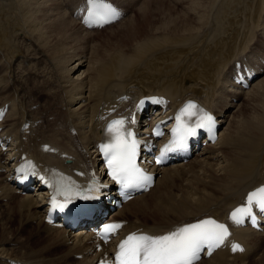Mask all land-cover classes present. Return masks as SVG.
Instances as JSON below:
<instances>
[{
  "label": "bare ground",
  "instance_id": "obj_1",
  "mask_svg": "<svg viewBox=\"0 0 264 264\" xmlns=\"http://www.w3.org/2000/svg\"><path fill=\"white\" fill-rule=\"evenodd\" d=\"M81 1L0 0V106L10 104L2 125L4 133L13 139V155L27 153L44 165L56 163L66 169H79L80 163L88 162L94 154L92 149L100 141L101 107H109L124 94L135 99L164 94L175 108L185 99H198L216 112L222 123L228 122L225 129L221 126L224 130L216 145L199 153L198 170L194 167L186 170L184 163L157 169V174L162 175L155 187L129 202L117 215L128 221L124 234L141 228L163 234L177 224L207 216L226 219L229 211L242 203L248 191L264 184V79L259 77L252 91H247L249 94L238 91L232 82L238 61L259 70L264 68V35L259 28L264 19V0H189L193 5L194 1L199 3L192 5L184 17L177 18L174 14L186 0H155L152 9L145 0L139 5L141 9L146 4L140 10L142 21L135 25L138 26L135 30L139 29L138 35L131 39L127 33L129 42L124 47L119 44L103 48L109 54L102 55L100 50L95 52L91 47L94 52L91 50L88 65L84 40L107 27L88 30L81 26L72 15ZM113 1L125 7L121 2ZM241 2L246 3L244 7L238 6ZM251 6L257 9L255 14L242 15L240 21L236 20L238 14L235 11L242 12L237 8ZM194 12L199 16L193 20ZM234 21L241 23L242 33L239 34L240 29H233L237 25ZM225 23L231 30H226ZM256 37L262 50L253 45L244 48L250 41L254 43ZM73 43L78 52H70L73 48L67 45ZM202 65L212 68L211 80L206 78ZM23 68L27 72L46 71L51 78L40 83L51 84L55 96L34 95L44 115L37 111L39 105L36 109L29 106L27 88L20 86L12 91L13 78ZM26 80L27 83L31 81L30 77ZM243 96L248 97L249 106L250 101L258 103L257 106L249 107L244 102L234 116L226 114L229 102ZM57 112L49 122V116ZM229 117L230 122L227 121ZM38 121L41 122L36 124ZM26 122L31 123L30 133L23 135L20 128ZM73 130L77 131L76 135ZM46 144L59 149L61 154L72 155L74 163L66 165L67 159L44 153L41 149ZM10 158L0 150V170L8 167L6 162ZM9 182L8 176L4 184L0 182V201L14 199L16 193ZM180 188L182 190H178ZM111 202L107 200L102 206L108 207ZM44 204L42 198L27 195L15 204L12 216L0 215V264H9L8 260L13 259L22 264H64L76 260L78 254L83 255L78 264H86L101 255L93 246L92 233L87 228L69 232L45 224ZM101 211L92 217L100 218ZM14 222L24 227L45 228L55 235L54 240L57 236L62 237L63 244L70 245L68 260L50 258L54 257L53 246L39 250H31L30 244L21 245L19 249L7 248L13 239L10 226ZM234 235L245 245L244 253L231 255L229 251H218L199 264H264V251L260 247L264 243V231L241 229ZM89 254H94L95 259L90 261Z\"/></svg>",
  "mask_w": 264,
  "mask_h": 264
},
{
  "label": "snow or ice",
  "instance_id": "obj_2",
  "mask_svg": "<svg viewBox=\"0 0 264 264\" xmlns=\"http://www.w3.org/2000/svg\"><path fill=\"white\" fill-rule=\"evenodd\" d=\"M94 7L96 0H89ZM116 15V10L110 5H99ZM197 105L189 102L176 117L178 122L174 129L176 139L165 151L172 147L183 148L188 137L195 136L197 129L207 128L211 131L214 125L213 117L204 112L190 125L185 122L184 117L197 115ZM125 120L118 119L111 122L107 131L114 133V142L101 145V151L107 157V164L112 169V176L118 182L128 187L133 180L143 181L148 184L151 178L136 166L137 141L133 134L125 130ZM157 135L161 133L157 132ZM61 194H65L63 191ZM55 201V198H53ZM249 207H240L232 212L231 218L241 222V217L251 214L253 202L264 209V187L250 193L247 197ZM120 225H108L104 227L101 235L107 238L109 233L114 232ZM229 235L224 224L217 223L214 219H205L198 223L188 224L165 235L151 236L148 234H130L119 245L116 253V264H194L199 259V253L207 246L213 250L223 244ZM233 251H243L239 244L233 245ZM106 264V262H105Z\"/></svg>",
  "mask_w": 264,
  "mask_h": 264
},
{
  "label": "rangeland",
  "instance_id": "obj_3",
  "mask_svg": "<svg viewBox=\"0 0 264 264\" xmlns=\"http://www.w3.org/2000/svg\"><path fill=\"white\" fill-rule=\"evenodd\" d=\"M57 1H62V0H57ZM117 1H119V0H117ZM124 4H126L127 5V7H128V14H127V18L124 20V22L123 23H118V25L117 26H115V27H113V28H108L107 27V29H109V30H106V31H101V32H98V33H94L93 35H91V36H87L86 37V39L84 40V42H85V44H87V46H85V52L87 53V55H88V60H87V65H88V62L90 63V58L89 57H91V54L95 51H98V50H100V51H98L100 54H102V55H104V54H109V52L108 51H106L105 49H103V48H112V47H117V46H120V45H122L123 47L124 46H126L127 45V43L129 42V40H128V37L129 36H131V37H129V38H133V37H136L137 35H138V33L137 32H139V29H137V30H135V28H138V26H135V25H138L141 21H142V17H140V10L143 8V7H145V5H143V7H141V9H140V4H142L145 0H139L137 3H135L134 1H136V0H133V3H135L134 5H135V7H134V5H133V3H132V0H121ZM147 1V0H146ZM157 1V0H156ZM189 0H186V2L184 1L183 3H181L180 5H179V8L177 9V11L174 9V12H175V14H174V17L175 18H177V17H179V16H182V17H184L186 14H187V12H190V10L189 11H187L188 9H190L191 7H193V6H196L197 5V3H199V2H197V1H194V2H196L194 5L191 3H189L188 2ZM203 2H208V0H202ZM259 1V0H258ZM120 2V1H119ZM150 3V5H151V9L153 8V2H155V0H148L147 1V3ZM191 2H193V1H191ZM190 4V5H189ZM239 4V3H238ZM237 4V5H238ZM241 4L242 5H238L239 7L240 6H243L244 4H246L245 2L243 3V2H241ZM193 5V6H192ZM173 6L174 7H176V3L174 2L173 3ZM206 6H207V3H206ZM244 7V6H243ZM237 8V10H240V9H242V12L241 11H235V13H237L238 14V16L236 17L237 19L236 20H238V21H240V18L242 17V15H249V13H253L254 12V14H255V12H257V9L256 8H253L252 6V8ZM134 8V9H133ZM247 9V10H246ZM248 9L250 10V11H248ZM251 9H255L256 11H254V10H252V12H251ZM244 12V13H243ZM246 12H248V13H246ZM262 14H263V16H264V8H263V10H262ZM240 13V14H239ZM246 13V14H245ZM196 14V15H195ZM198 13L197 12H194V14H192L191 16H193V20L194 19H197V17L199 16V15H197ZM195 15V16H194ZM259 15H260V11H259ZM138 17V18H137ZM195 17V18H194ZM240 17V18H239ZM137 18V19H136ZM136 19V20H135ZM238 21H234V23H237V25L234 27V23H233V29H236L237 31H238V29H240L239 30V34L240 33H242L243 32V30L241 29V23H239ZM263 21V22H262ZM227 23H225V25H226ZM260 29H261V32H262V34L264 35V19H261V21H260ZM239 26V27H238ZM110 27V26H109ZM119 27V28H118ZM225 28H226V30H231L229 27H228V24L225 26ZM131 29V30H130ZM130 30V31H129ZM111 31H113V32H111ZM132 31H135L134 33L132 32ZM242 31V32H241ZM127 33H129V34H127ZM132 33V34H131ZM127 34V36H125ZM213 34H214V31H213ZM212 34V35H213ZM133 35V36H132ZM211 35V37H213ZM259 35H260V32H259ZM88 38H90L91 40H89L88 41ZM257 39H259V38H255V39H253V42L254 43H252L251 41L248 43V44H245L244 45V48L245 47H250L251 45H253V48H258L259 46H260V44H258L257 42H258V40ZM87 40V41H86ZM264 40V39H263ZM212 42H213V39L211 40ZM108 42V43H107ZM256 42V43H255ZM120 44V45H119ZM255 44H257V46H255ZM95 45V46H94ZM67 46H69V48H73V49H70L71 51V53H75V52H78V50L79 49H75L74 48V43L72 44V45H67ZM83 46V45H82ZM97 46V47H96ZM98 46L100 47V49L98 48ZM88 47V48H87ZM91 47H92V49L94 50H92L91 49ZM95 47V48H94ZM252 48V49H253ZM96 49V50H95ZM262 50V48H258V50ZM72 50H73V52H72ZM77 50V51H76ZM93 52H92V51ZM241 52V51H240ZM77 54V53H76ZM76 62V61H75ZM203 68L205 69L204 70V73H205V76H206V78H208V77H210V78H208L209 80H211V75L213 74L212 73V68L210 67V65L209 66H203ZM84 69H86V67L84 68ZM207 72V73H206ZM211 73V74H210ZM44 75V76H43ZM33 76V77H32ZM85 76V75H84ZM208 76V77H207ZM26 77H30V79H31V81L30 82H28L27 83V80H26ZM49 79H51V78H49V76H48V73L45 71H38V73H37V70H32L31 72H27V70L26 69H21L20 70V72H19V74L17 75V76H14V78H13V83H12V91H15L16 89H18L20 86H22V87H24V88H27V95L29 96V99H30V103H29V106H33V108L34 109H36L37 108V105H39V107H38V110L37 111H39L40 112V114L41 115H44L42 112H41V105H40V103H38L37 101H35V97H34V95H40V96H42V97H52V96H55V94L53 93V95H52V91H53V87H51V84H41L40 82H42V81H44V80H49ZM262 80L264 79V73H263V76H262V78H261ZM52 80H54V79H52ZM257 83L258 82H256L253 86H252V88L248 91L249 93H250V91H252V89H253V87L255 86V85H257ZM230 89V88H229ZM51 90V91H50ZM50 91V92H49ZM247 92V93H248ZM248 93V94H249ZM248 94H247V96H248ZM244 97H246V96H244ZM53 98V97H52ZM246 99V100H245ZM241 98V99H239V100H234L233 101V104H232V101L231 102H229L230 103V107L233 105V107H231V109H230V107L226 110V114H227V112H228V114L229 115H231L230 117H232V116H234V114H236V112L241 108L240 107V105H242V104H244V102H246L247 100H248V97H246V98ZM1 104V103H0ZM257 104L258 103H256V102H253V101H250V106L248 105V103L246 102L245 103V105L246 106H249V107H255V106H257ZM240 107V108H239ZM58 108V107H57ZM230 109V110H229ZM58 114V112L57 113H55L54 114V116L55 115H57ZM229 117V119L227 120V121H231L230 118ZM49 119L50 120H52L53 119V116H50L49 117ZM50 120H49V122H50ZM49 124V123H48ZM45 125H47V124H45ZM228 125V122L227 123H225L224 125H223V128L225 129V127ZM223 129V130H224ZM198 158V156L196 157H194L189 163H186L187 165H186V170L187 169H192L193 167L196 169V170H198V160H196ZM263 160H264V158H263ZM263 165H264V163H263ZM159 175H162V174H159ZM161 178V177H160ZM3 179V177H0V182H1V184H4V180H2ZM183 179V178H182ZM263 179H264V177H263ZM181 186L184 188V183L183 184H181ZM178 190H182V188H180V189H178ZM178 190H177V193H178ZM1 194V193H0ZM17 196H16V194H14V199L16 198ZM20 199H22L21 197H19V198H17V199H15V200H11V201H6L5 202V204H3L2 203V201L4 200V199H1V201H0V210H1V212L0 213H2V214H0L1 216H6L7 214L9 215V216H12L13 215V213H14V210H13V208H15V203H16V201H18V200H20ZM10 207H11V209H10ZM3 210V211H2ZM6 210V211H5ZM11 211V212H10ZM5 212V213H4ZM124 220H126V219H124ZM21 225V226H20ZM34 226V227H33ZM1 228H2V223L0 222V230H1ZM22 228V229H21ZM35 227V225H32V227H28V226H23V224H18V223H16V222H14V224L12 223V226H10V233H11V236H12V240H11V244L10 245H7V248H9V249H19L20 247H21V245H25V244H30L29 246H31L32 247V249L31 250H39L40 248H47V247H52V249L55 251L54 252V255H52V256H54V257H50V258H52V259H57V258H63V259H65V260H68V254L71 252V250H69V248H70V245H68V244H63V239H60V238H62V237H58L57 236V238H56V240H54L55 239V235L53 236V234H51V233H49L50 235H48V236H45L44 237V235L43 234H41V229H42V227H40V228H36ZM44 230H45V228H43ZM20 230V231H19ZM46 231V230H45ZM47 232V231H46ZM19 233V234H18ZM48 233V232H47ZM0 235H1V232H0ZM50 236H51V238H50ZM53 236V237H52ZM50 238V239H49ZM60 239V240H59ZM54 240V241H53ZM13 241V242H12ZM23 242V243H22ZM31 242V243H30ZM58 243V244H57ZM61 243V244H60ZM51 244H53V245H51ZM55 244V245H54ZM49 245V246H48ZM65 245V246H64ZM36 246V247H35ZM39 246H43V247H39ZM60 247H62V248H60ZM260 247H261V249H262V252L264 251V243H262L261 245H260ZM31 250H28L29 252L31 251ZM67 251H70V252H67ZM59 253V254H58ZM65 256V257H64ZM89 259H90V261L94 258V254H89ZM6 258H9V259H12V258H10V257H6ZM95 259V258H94ZM13 260H15V259H13ZM208 261V260H207ZM64 264H78V261H76V260H73V261H67V262H65ZM199 264V263H198Z\"/></svg>",
  "mask_w": 264,
  "mask_h": 264
}]
</instances>
